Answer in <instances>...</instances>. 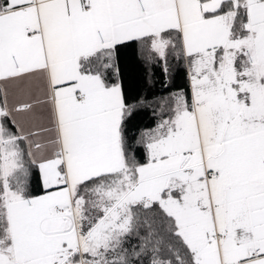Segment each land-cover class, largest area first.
Wrapping results in <instances>:
<instances>
[{
  "label": "snow or ice",
  "instance_id": "obj_1",
  "mask_svg": "<svg viewBox=\"0 0 264 264\" xmlns=\"http://www.w3.org/2000/svg\"><path fill=\"white\" fill-rule=\"evenodd\" d=\"M0 264H264V0H0Z\"/></svg>",
  "mask_w": 264,
  "mask_h": 264
},
{
  "label": "trees",
  "instance_id": "obj_2",
  "mask_svg": "<svg viewBox=\"0 0 264 264\" xmlns=\"http://www.w3.org/2000/svg\"><path fill=\"white\" fill-rule=\"evenodd\" d=\"M119 82L129 103L141 98L154 101L168 90L176 91L186 86V77L178 66H173L165 78L160 67L145 63L139 51L133 48L122 49L117 58ZM155 104H145L133 114L130 126L133 130L151 126L155 122Z\"/></svg>",
  "mask_w": 264,
  "mask_h": 264
}]
</instances>
